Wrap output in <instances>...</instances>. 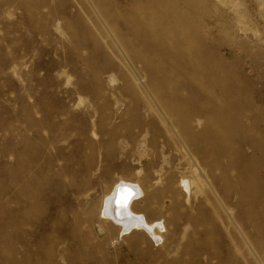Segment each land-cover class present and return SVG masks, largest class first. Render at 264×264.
Masks as SVG:
<instances>
[{
  "label": "rangeland",
  "instance_id": "374dc122",
  "mask_svg": "<svg viewBox=\"0 0 264 264\" xmlns=\"http://www.w3.org/2000/svg\"><path fill=\"white\" fill-rule=\"evenodd\" d=\"M167 1L197 20L225 88L264 123V0H155L164 17ZM145 2L0 0V264H264L246 219L264 186L240 200L227 168L247 170L251 149L210 148L205 99L220 89L176 74ZM120 182L139 187L133 210L164 226L162 242L102 219Z\"/></svg>",
  "mask_w": 264,
  "mask_h": 264
},
{
  "label": "bare ground",
  "instance_id": "6f19581e",
  "mask_svg": "<svg viewBox=\"0 0 264 264\" xmlns=\"http://www.w3.org/2000/svg\"><path fill=\"white\" fill-rule=\"evenodd\" d=\"M145 1H146L145 2L146 4L150 5V12H151L150 14H148L149 16H147V18L151 19V20H153V18H157V20L159 22L158 25L160 26L159 27L160 29H158L159 31L157 33L158 35H157L156 41H158L159 45H161L160 44L161 42L164 45V42H165L164 38L169 37L170 41H168V42L171 43L170 44V50L171 51H170L169 56L171 57L172 60H174L176 62L175 63L176 67H174V71L176 72V74L178 75V73H180V71L183 70V71H185L184 77L193 75L198 80H201V79L204 80L205 79L207 82L204 81L205 87H206V90H204V91H207V93H209V94L213 93V91H215L216 89L218 91V88L220 89L219 90L220 94H218V97L209 96L205 99V103L208 106V107L207 106L206 107L209 108V111L207 112V115H206L207 120L204 119V120H206L204 132L209 133V138H210L209 140H210V144H211L210 148L213 149L214 150L213 152L218 156H224L225 150H228V152H227L228 154H238L239 153V147L236 150L233 149L234 151L230 150L231 148L229 147L230 143L235 142V141L239 142L238 144H240V145H242V143H245V144L247 143L249 145L248 147H250V149H251V152H249V153H251V155L249 157V164H248L247 170L245 169V167L242 166L241 163H234V162L232 163L231 161L229 163H227V166H228L227 168L233 169L235 171V173L237 174V177H236L237 181L232 186L234 191L238 194L240 200H242L244 197L246 198V200H248L247 194L249 195V199H250V195H252V194H250L251 192H254V193L256 192L255 194H260L262 192V187L264 186V126L262 127V125L264 124L262 122L263 120L258 121L259 119L258 118L255 119L254 116H252V117H254L253 119H251V117L248 118L247 117L248 115L246 116L245 114H243L240 111L241 106L236 103V101H238V100H235V98H234V95L235 96L238 95V94L237 95L235 94L236 90L235 89L233 90V85L235 82L233 84L231 83L232 85H229L232 90H230L228 88L226 89L225 88L226 86L224 85V83L226 82V84H227V82H229L227 76L225 75L226 77H223V75L221 74L222 71L219 73V71H220L219 67L220 66H217V63H214V61H212L213 65L211 66V64H210L211 60H212V55H211V57L208 56L209 40H208V44H207V41L205 42L206 38L203 36L207 33H205V31H204L205 34H203L202 33L203 30L201 31V29H200L199 30L200 33L197 34L198 28H197V31L195 28V32H192L193 30H191L193 28V26H191L192 23L197 21V20H195V19H194L195 21L192 20L193 19L192 15H190L191 16L190 17L189 15H187V13L185 14V13H182L181 11L178 12L177 11L178 9H176V6L175 5L171 6L168 1L164 4H165V8L171 6L170 8H168L170 12H169L168 17H164V16H162V13L158 11L159 7L157 5H159L160 2L159 3L157 2V5H155L152 3L155 0H145ZM142 2H143V0H142ZM187 4H188V2H187ZM191 6H192V4H191ZM191 9H193V8H190V10ZM130 14H132V13H130ZM134 16H135V14H134ZM131 18L133 19V17H131ZM131 18H129V20ZM140 19L142 21L141 20H139V21L143 22V23H147L148 21H150V20H145L142 18H140ZM154 20L156 21V19H154ZM132 21H134V19ZM137 24H138V22H137ZM132 25L134 26L135 24H132ZM141 25H143V24H141ZM138 27H139V25H138ZM136 28H137V26H136ZM139 28L135 29V30H137V31L139 30L138 32H140ZM142 28H143V26L141 27V30H142ZM135 30H134V32H135ZM138 32H137V34H138ZM192 33H194V34H192ZM208 33L210 34L209 31H208ZM207 38H208V34H207ZM156 45H157V42H156ZM154 47H155V44H154ZM159 47H162V46H159ZM159 49H157V50L159 51ZM163 50H164V48L162 47V51ZM214 50L215 49H212L213 52H214ZM212 51H211V54H212ZM203 80H201V81H203ZM214 95H216V94H214ZM241 99H243V98H241ZM202 102H204V101H202ZM243 102H244V100H243ZM175 108H173V109H175ZM207 108H206V110H207ZM173 109L170 110V112L172 114L175 113V111ZM246 109H247V107H246ZM256 110H258V108ZM198 112H200V111H198ZM252 112H255V111L252 110ZM256 114H257V111H256ZM206 116H204V117H206ZM261 118H262V116H261ZM246 120L247 121L250 120L252 122L250 124H247L248 122L245 123ZM209 128H211V129H209ZM223 148L225 150H223ZM210 152H211V150H210ZM236 159H238V158H236ZM222 164L223 163H221V165ZM214 165H215V163H214ZM224 168H226V167H224ZM206 170H208V169H206ZM228 171L229 170H226V172H228ZM21 174H22V172H21ZM228 180H230V178ZM243 192H245V194ZM140 194H142V192L140 191L138 186H132L130 184L120 182L118 185H116L113 188L112 192L108 196H105L104 202L102 201L103 202L102 203L103 209L101 208L102 211H101L100 216L102 217V219L110 222L114 226L119 227V232L121 233V235H120L121 237H123L125 235H129L132 232H139L140 233V231H141V232H144L146 235H148L149 238L160 243V242H162L161 232H162L164 226L161 223H149L144 216L136 214L135 211L133 210V206L136 204V202H139L140 199L142 198V197H140ZM18 199H17V201H18ZM258 212H254V211L250 210V212L246 215V217H247L246 219H248L252 223V225L256 226V232L258 234L261 233L264 235V233H263L264 230L260 231V227H261V225L263 223V219H264V206H263V209L260 207V211H258ZM211 222H213V221H211ZM246 222H248V221H246ZM200 226H201V224H200ZM203 229H204V227H203ZM17 232H18V230H17ZM17 232H16V234H18ZM254 233H255V229H254ZM78 242L76 243L77 246L79 244ZM90 250H92V249H90Z\"/></svg>",
  "mask_w": 264,
  "mask_h": 264
}]
</instances>
